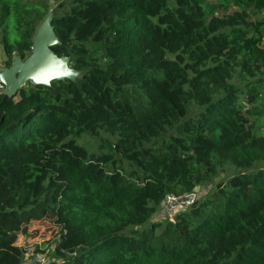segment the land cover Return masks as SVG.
I'll list each match as a JSON object with an SVG mask.
<instances>
[{
    "label": "trees",
    "instance_id": "1",
    "mask_svg": "<svg viewBox=\"0 0 264 264\" xmlns=\"http://www.w3.org/2000/svg\"><path fill=\"white\" fill-rule=\"evenodd\" d=\"M49 10L76 75L0 92V264L33 219L59 264H264V0H0L5 67Z\"/></svg>",
    "mask_w": 264,
    "mask_h": 264
},
{
    "label": "water",
    "instance_id": "2",
    "mask_svg": "<svg viewBox=\"0 0 264 264\" xmlns=\"http://www.w3.org/2000/svg\"><path fill=\"white\" fill-rule=\"evenodd\" d=\"M51 17L49 10L36 28L30 54L24 59L14 58L11 66L0 73L3 93L9 97L27 82L47 85L53 79L73 78L76 75L68 65V57L57 56L50 48L58 42L51 26Z\"/></svg>",
    "mask_w": 264,
    "mask_h": 264
},
{
    "label": "rangeland",
    "instance_id": "3",
    "mask_svg": "<svg viewBox=\"0 0 264 264\" xmlns=\"http://www.w3.org/2000/svg\"><path fill=\"white\" fill-rule=\"evenodd\" d=\"M4 56L0 51V73L4 68L3 65ZM88 138L84 137L81 140H77L78 143L83 144ZM90 141V140H89ZM89 151L96 150L95 144L90 146L89 144H83ZM224 176L219 175V178ZM212 186L210 183L202 184L195 187L192 192L195 197L202 195L207 189ZM180 206V205H179ZM164 212H159L154 215V219L164 218ZM25 233L20 234L17 238L16 244L22 249L23 260L22 264H34L33 257L35 255H43L47 262L51 261V257L47 256V252L51 249V246L47 244L50 239H53V228L45 222H40L38 219H33L27 224Z\"/></svg>",
    "mask_w": 264,
    "mask_h": 264
},
{
    "label": "built area",
    "instance_id": "4",
    "mask_svg": "<svg viewBox=\"0 0 264 264\" xmlns=\"http://www.w3.org/2000/svg\"><path fill=\"white\" fill-rule=\"evenodd\" d=\"M4 89V85L0 82V92ZM193 193H188L183 196H177L172 193H167L161 201V212H164L167 216L171 217L173 212L194 200ZM180 205V206H179ZM55 264H59V260L51 259ZM34 264H46L47 259L43 255H35L33 257Z\"/></svg>",
    "mask_w": 264,
    "mask_h": 264
}]
</instances>
